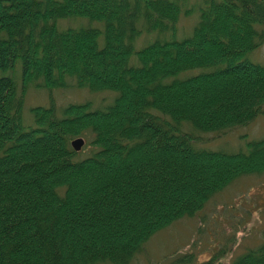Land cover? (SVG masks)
Wrapping results in <instances>:
<instances>
[{
  "label": "trees",
  "instance_id": "1",
  "mask_svg": "<svg viewBox=\"0 0 264 264\" xmlns=\"http://www.w3.org/2000/svg\"><path fill=\"white\" fill-rule=\"evenodd\" d=\"M182 1L0 0V264H128L156 232L264 172V136L199 146L264 116V63L248 57L264 42V0H200L178 35L193 8ZM71 18L86 23L59 26ZM70 80L113 95L59 107L51 90ZM30 86L48 103L26 123ZM225 264H264V234Z\"/></svg>",
  "mask_w": 264,
  "mask_h": 264
},
{
  "label": "rangeland",
  "instance_id": "2",
  "mask_svg": "<svg viewBox=\"0 0 264 264\" xmlns=\"http://www.w3.org/2000/svg\"><path fill=\"white\" fill-rule=\"evenodd\" d=\"M197 3L200 4V0L182 1L183 9L190 6L193 8L188 12H181L176 23L178 35L185 34L195 22L198 13ZM84 23L85 19L71 18L60 20L59 26ZM145 39L147 37L141 35L136 47L143 44ZM248 57L264 63V42L251 51ZM51 92L59 107L70 102L87 100L93 101L95 105H102L113 95L109 91L97 93L79 88L71 80L66 87H55ZM48 93L49 90L45 87L30 86L27 89L23 107L24 122H31V106L48 103ZM262 136L264 116L259 114L247 125L218 134H204L199 146L236 151L243 147L245 140L258 139ZM89 148L82 144L79 151L82 154L88 153ZM263 234L264 172H261L236 179L216 193L194 217L179 219L156 232L128 264H169L168 261L174 255L184 251H192L199 260L219 254L212 264H225L260 243Z\"/></svg>",
  "mask_w": 264,
  "mask_h": 264
},
{
  "label": "water",
  "instance_id": "3",
  "mask_svg": "<svg viewBox=\"0 0 264 264\" xmlns=\"http://www.w3.org/2000/svg\"><path fill=\"white\" fill-rule=\"evenodd\" d=\"M84 143V139L80 136L72 139L71 144L75 150H79Z\"/></svg>",
  "mask_w": 264,
  "mask_h": 264
}]
</instances>
